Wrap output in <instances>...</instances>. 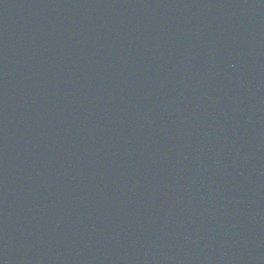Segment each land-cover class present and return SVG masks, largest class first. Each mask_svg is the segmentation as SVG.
I'll list each match as a JSON object with an SVG mask.
<instances>
[{
	"label": "water",
	"instance_id": "obj_1",
	"mask_svg": "<svg viewBox=\"0 0 264 264\" xmlns=\"http://www.w3.org/2000/svg\"><path fill=\"white\" fill-rule=\"evenodd\" d=\"M0 264H264V0H0Z\"/></svg>",
	"mask_w": 264,
	"mask_h": 264
}]
</instances>
